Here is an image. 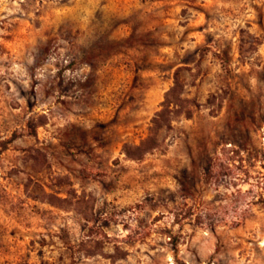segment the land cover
<instances>
[{"label": "rangeland", "instance_id": "obj_1", "mask_svg": "<svg viewBox=\"0 0 264 264\" xmlns=\"http://www.w3.org/2000/svg\"><path fill=\"white\" fill-rule=\"evenodd\" d=\"M263 198L264 0H0V264H264Z\"/></svg>", "mask_w": 264, "mask_h": 264}, {"label": "trees", "instance_id": "obj_2", "mask_svg": "<svg viewBox=\"0 0 264 264\" xmlns=\"http://www.w3.org/2000/svg\"><path fill=\"white\" fill-rule=\"evenodd\" d=\"M180 68L175 71L173 86L166 92L161 109L152 118V125L148 137L144 138L139 145L124 144V153L129 159H141L144 154L158 147L157 134L163 127H169L173 115H185L190 118L193 115V107L198 106L195 100L183 96L184 84L179 76ZM264 202V198L262 200Z\"/></svg>", "mask_w": 264, "mask_h": 264}]
</instances>
